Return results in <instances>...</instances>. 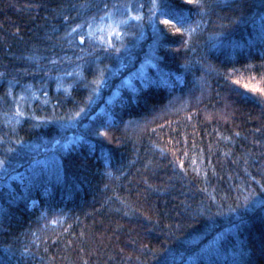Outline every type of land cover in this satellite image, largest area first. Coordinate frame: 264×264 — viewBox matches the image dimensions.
Here are the masks:
<instances>
[{"label":"trees","instance_id":"obj_1","mask_svg":"<svg viewBox=\"0 0 264 264\" xmlns=\"http://www.w3.org/2000/svg\"><path fill=\"white\" fill-rule=\"evenodd\" d=\"M102 2L127 51L69 35ZM179 2L153 59L150 0H0V264H264V0Z\"/></svg>","mask_w":264,"mask_h":264},{"label":"snow or ice","instance_id":"obj_2","mask_svg":"<svg viewBox=\"0 0 264 264\" xmlns=\"http://www.w3.org/2000/svg\"><path fill=\"white\" fill-rule=\"evenodd\" d=\"M183 4L187 5H198L202 8L201 0H183ZM145 5L143 3H125V4H111L107 2H102L101 11L103 15L97 17L93 16L88 21H85L82 24H77L71 29L69 35L75 34L79 38L81 50L83 51V45L86 41L92 42L93 38L96 37L97 32L106 31V37H99L100 46L107 51H113L119 53L121 48H124L127 51L126 45L124 44V37L129 35L128 26L132 23H135L140 27V37L143 38V21L146 16L143 11ZM148 23L152 29V35L154 37L152 44L150 45V52L153 54V59L155 57V52L158 48L164 46L166 40V33L161 27L169 28L174 33L184 32L191 37L200 27L199 22L192 21L189 13L184 9L179 0H150V6L148 7L147 15ZM264 21V17H262ZM179 25V27L177 26ZM223 35V34H221ZM223 43V41H221ZM120 45V47L117 46ZM154 67L156 65H153ZM66 75L71 76L72 73H66ZM104 73L102 70H99V77L94 79L91 83L93 86V94H98L100 91V86L105 85L106 81L103 78ZM247 87V85H245ZM251 91L259 92L264 95V88H252ZM21 99H24L22 96ZM89 102L92 100V96H89ZM85 111L84 108H81L80 111L76 112L71 119H76L80 116L81 112ZM25 113L21 111L20 107H16V113L14 119L16 123H19V117H23ZM36 120H40V117H35ZM112 117L109 116V120ZM106 124L99 125L94 129L96 136H107ZM3 138L0 137V140ZM80 140H83L84 137H79ZM18 144H22L23 141H17ZM56 144H59L60 141H55ZM9 151H15V149H10ZM7 161L0 159V169H5ZM180 166L183 167V161L180 162ZM38 174V173H37ZM247 200V198H246ZM264 203V202H262ZM56 223V221H53Z\"/></svg>","mask_w":264,"mask_h":264}]
</instances>
